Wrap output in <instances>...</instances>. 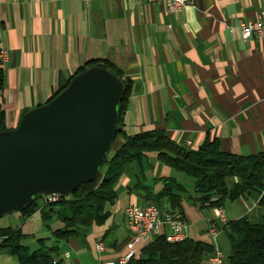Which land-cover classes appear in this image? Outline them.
<instances>
[{
	"label": "crops",
	"instance_id": "0c3cea01",
	"mask_svg": "<svg viewBox=\"0 0 264 264\" xmlns=\"http://www.w3.org/2000/svg\"><path fill=\"white\" fill-rule=\"evenodd\" d=\"M260 4L192 0L171 13L163 3L144 0H0V49L8 57L0 104L8 125L15 127L23 113L47 102L80 70L102 62L129 81L117 145L159 129L192 149L217 138L224 152L264 151V39L244 40L240 29L242 21L255 19ZM166 178L184 188L180 209L189 237L211 244L212 208L200 206L193 179L162 163L155 151L123 171L101 223L56 238L45 226V210H36L28 217L3 214L0 227L18 228L23 246L50 249L58 264H102L126 250L125 207H173L167 196L157 197ZM223 207L227 219L263 221L256 193L226 200ZM98 242L102 251L95 249ZM219 243L227 255L226 236ZM210 255L201 264H211ZM0 264L18 259L0 251Z\"/></svg>",
	"mask_w": 264,
	"mask_h": 264
},
{
	"label": "trees",
	"instance_id": "16d2710c",
	"mask_svg": "<svg viewBox=\"0 0 264 264\" xmlns=\"http://www.w3.org/2000/svg\"><path fill=\"white\" fill-rule=\"evenodd\" d=\"M93 66L110 70L123 84L117 107L115 142L122 133L120 121L129 81L105 63H95L90 67ZM3 88L4 70L0 64V93ZM12 128L8 125L7 112L0 104V132ZM112 145V154L106 157L98 173L101 177L95 185H88V189L84 190L83 184H80L76 191L59 195L55 201L41 202L37 197L15 211L28 217L36 210H45V226L56 238H66L74 234L79 226L101 223L106 217L104 204L115 199L114 187L123 171L132 163L140 164L147 152L155 151L162 163L193 179L194 199L202 207L223 206L226 200H234L247 193L258 195V204L263 207L261 223L251 222L242 216L228 219L224 224L217 223V226L228 241L227 264H264V151L254 154L224 152L219 149L217 138L206 139L197 149H192L177 144L159 129L128 136L114 148ZM183 190V186L174 179L166 178L157 197L167 196L172 208L180 209L179 193ZM20 238L18 228L0 227V251L15 255L18 264H58L50 249L29 251L20 243ZM210 251L212 245L205 241L187 237L179 242H168L163 236H157L142 246L139 254L126 264H201L204 254Z\"/></svg>",
	"mask_w": 264,
	"mask_h": 264
},
{
	"label": "water",
	"instance_id": "95a60500",
	"mask_svg": "<svg viewBox=\"0 0 264 264\" xmlns=\"http://www.w3.org/2000/svg\"><path fill=\"white\" fill-rule=\"evenodd\" d=\"M122 90L113 72L90 67L0 132V216L95 179L117 132Z\"/></svg>",
	"mask_w": 264,
	"mask_h": 264
},
{
	"label": "built area",
	"instance_id": "2783aa9c",
	"mask_svg": "<svg viewBox=\"0 0 264 264\" xmlns=\"http://www.w3.org/2000/svg\"><path fill=\"white\" fill-rule=\"evenodd\" d=\"M88 3L89 0H83ZM146 2L157 1L163 3L171 13L181 9L192 0H144ZM241 36L248 40L252 36L264 39V0H261L260 8L254 20L242 21L240 23ZM7 52L0 49V64L5 66ZM59 195L41 196V202L49 201V197ZM124 215L129 237L125 243V252L114 259H107L102 264H126L131 258L136 257L142 246L157 236H163L168 242H179L187 237L189 224L183 212L179 208L161 209L155 203L146 205H129L124 209ZM227 216L223 206L212 208V217L209 221L208 234L211 238L212 252L209 256L211 264H227L226 254L219 243L221 230L217 223L227 222ZM97 251L103 250L101 242L95 244ZM67 254V253H66Z\"/></svg>",
	"mask_w": 264,
	"mask_h": 264
},
{
	"label": "rangeland",
	"instance_id": "374dc122",
	"mask_svg": "<svg viewBox=\"0 0 264 264\" xmlns=\"http://www.w3.org/2000/svg\"><path fill=\"white\" fill-rule=\"evenodd\" d=\"M116 143H117V141L115 140V142H113V145H112L113 148L115 147ZM111 154H112V149H110V152H109V155H111ZM100 177H101L100 174L97 175L93 181L87 182V183H83L82 187H88V185H90V186L95 185ZM224 239H225V236L223 234H220V238H219L220 242L222 240L224 241ZM220 244L224 245L223 243H220ZM222 245H221V247H222V249H224Z\"/></svg>",
	"mask_w": 264,
	"mask_h": 264
},
{
	"label": "bare ground",
	"instance_id": "6f19581e",
	"mask_svg": "<svg viewBox=\"0 0 264 264\" xmlns=\"http://www.w3.org/2000/svg\"><path fill=\"white\" fill-rule=\"evenodd\" d=\"M58 197H49V201H55Z\"/></svg>",
	"mask_w": 264,
	"mask_h": 264
}]
</instances>
